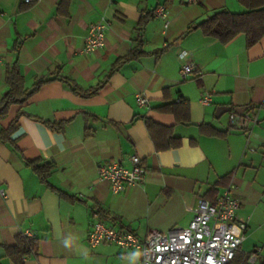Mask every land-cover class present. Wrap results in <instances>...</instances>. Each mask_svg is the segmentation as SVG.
I'll return each mask as SVG.
<instances>
[{
	"label": "crops",
	"instance_id": "0c3cea01",
	"mask_svg": "<svg viewBox=\"0 0 264 264\" xmlns=\"http://www.w3.org/2000/svg\"><path fill=\"white\" fill-rule=\"evenodd\" d=\"M158 7L168 28L161 19L146 24L142 41L149 55L107 79L133 47L141 19ZM221 10L246 8L240 0H0V100L14 65L25 91L42 82L23 104L9 107L0 131L18 112L65 123L58 133L22 116L12 143L0 140V191L6 194L0 196V264H13L4 247L26 231L37 251L24 264H140L136 251L90 248L91 222L100 219L141 239L186 228L199 199L213 202L230 185L240 203L237 221L247 223L236 262L264 264V38L247 48L243 34L225 44L206 37L198 25ZM99 23L106 25L104 48L83 54L90 27ZM185 64L194 72L182 79ZM66 79L83 91L103 85L86 98ZM204 94L209 106L201 104ZM137 96L147 106H139ZM179 101L189 107L186 124L157 110ZM222 107L230 111L217 119ZM235 109L258 123L250 130L238 121L231 125ZM146 120L170 128L180 146L157 150ZM132 155L147 170L144 182L111 194L98 181L99 167L128 165ZM28 162L49 167L44 181Z\"/></svg>",
	"mask_w": 264,
	"mask_h": 264
},
{
	"label": "built area",
	"instance_id": "2783aa9c",
	"mask_svg": "<svg viewBox=\"0 0 264 264\" xmlns=\"http://www.w3.org/2000/svg\"><path fill=\"white\" fill-rule=\"evenodd\" d=\"M152 16L164 22L165 30L168 28L167 14L163 7L156 8ZM105 30L104 23L90 27L82 49L83 54H92L104 48ZM185 57V52L179 54L181 60ZM193 72V65H183L182 79H186ZM136 102L141 107L147 106V100L142 96H137ZM201 104L209 106L210 95L204 94ZM237 121L246 130L258 123L254 117L231 113L230 124L233 125ZM146 173L141 159L132 155L128 165L112 162L100 166L97 178L98 181L109 185L111 194L120 195L128 188L142 184ZM234 191L235 187L230 185L213 202L199 199L194 216L186 228L151 232L143 239L132 231L116 229L95 218L90 225L88 245L90 248H96L102 244H110L125 251H136L140 264H229L240 251L247 231V223L237 221L236 214L240 203L234 197ZM0 196L6 198L3 190L0 191ZM23 236L33 239V235L28 231Z\"/></svg>",
	"mask_w": 264,
	"mask_h": 264
},
{
	"label": "trees",
	"instance_id": "16d2710c",
	"mask_svg": "<svg viewBox=\"0 0 264 264\" xmlns=\"http://www.w3.org/2000/svg\"><path fill=\"white\" fill-rule=\"evenodd\" d=\"M245 6L246 11L239 14L230 13L226 10H221L213 14L210 18L198 25L202 29L203 34L208 38L217 39L221 43H228L238 35L243 34L246 38L247 48L256 45L264 38V0H240ZM153 19L152 13H148L141 19L136 30L133 47L124 56L118 58L107 76V79L115 73L121 66L140 57L149 55L143 50L142 34L146 24ZM161 52H153L151 54L159 56ZM5 83L7 90L0 100V119L8 112L12 105L23 104L30 96H32L42 84L39 82L35 88L27 92L23 89V77L17 65H14L6 70ZM72 91L81 97H91L101 88L103 84H99L95 88L87 91L79 89L73 82L66 79ZM159 112L173 114L177 122L186 124L189 122V107L182 101L179 103H166L157 109ZM22 116L28 117L36 122L41 123L48 129L61 133L64 129V122L50 123L37 118H33L25 112H18L9 124L8 128L0 131V140L12 143L10 136L17 130L18 119ZM147 130L157 150H167L178 148L180 140L171 135V129L155 124L152 121L146 120ZM212 134L218 136V132L212 131ZM221 135V134H219ZM32 170L38 177L44 181L49 173V167L38 165L37 162H28ZM5 253L13 264H24L25 258L34 254L37 251L36 240L19 236L14 246H6ZM229 264H237L236 256Z\"/></svg>",
	"mask_w": 264,
	"mask_h": 264
},
{
	"label": "water",
	"instance_id": "95a60500",
	"mask_svg": "<svg viewBox=\"0 0 264 264\" xmlns=\"http://www.w3.org/2000/svg\"><path fill=\"white\" fill-rule=\"evenodd\" d=\"M230 111L227 107H222L216 110L215 117L219 119L222 115L228 113ZM246 110L245 109H235L233 112L237 115H242Z\"/></svg>",
	"mask_w": 264,
	"mask_h": 264
}]
</instances>
